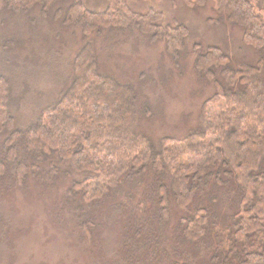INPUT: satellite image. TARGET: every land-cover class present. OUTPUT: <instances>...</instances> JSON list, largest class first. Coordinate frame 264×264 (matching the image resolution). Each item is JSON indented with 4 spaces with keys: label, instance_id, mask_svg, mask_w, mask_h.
<instances>
[{
    "label": "rangeland",
    "instance_id": "rangeland-1",
    "mask_svg": "<svg viewBox=\"0 0 264 264\" xmlns=\"http://www.w3.org/2000/svg\"><path fill=\"white\" fill-rule=\"evenodd\" d=\"M46 2L44 12L39 3L0 9V73L9 78V108L16 127L36 119L66 86L73 57L86 40L92 43L98 69L135 89L136 129L153 143L163 135L180 138L197 124L200 105L214 90L212 81L196 72L199 52L218 46L232 65L254 63L260 53L242 42V27L216 9V0H126L132 12L126 19L115 12L113 26L85 34L79 22H64L70 0ZM80 2L98 13L107 7V0ZM149 11L160 14L155 21L159 26L180 22L187 27L176 59L166 50L165 38L152 39L137 28L134 14L149 18ZM259 12L264 19V11ZM217 110L213 106L211 114ZM7 134L0 131L5 168L0 174V264H215L211 255L227 251L230 237L235 240V187L225 174L217 184L211 176L199 183L187 208H180L167 191L163 217L160 193L152 184L154 175L157 182L169 183L167 171L152 167L141 175L124 176L101 196L87 199L68 191L79 172L53 155L26 150L21 138L10 147ZM196 144L189 147L196 149ZM189 147L170 146L169 156L181 158ZM202 161L191 156L194 165ZM20 162L25 179L17 182L14 172ZM201 206L208 220L205 237L184 240L177 231L179 218L193 217Z\"/></svg>",
    "mask_w": 264,
    "mask_h": 264
},
{
    "label": "trees",
    "instance_id": "trees-1",
    "mask_svg": "<svg viewBox=\"0 0 264 264\" xmlns=\"http://www.w3.org/2000/svg\"><path fill=\"white\" fill-rule=\"evenodd\" d=\"M46 1L0 0V9H27L35 3L43 9ZM80 1L70 0L64 22H79L84 34L113 26L115 12L124 19L132 13L126 0H107V7L100 13L82 7ZM195 2L203 4L204 0ZM216 9L241 26L242 42L260 53L254 63L237 65H232L230 56L215 45L197 54L196 72L212 81L214 90L202 101L197 124L180 138L163 135L153 143L143 133L138 134L135 89L98 69L89 40L73 57L66 86L25 127L15 126L9 108V78L0 73V131L8 132L6 143L10 147L21 138L26 150L65 161L71 171L81 174L73 179L68 191L79 192L87 199L101 196L124 176L141 175L152 167L167 171L169 183L157 182L158 176L154 175L152 184L160 193L158 203L163 217L167 191L180 208H187L199 183L211 176L217 184L222 182L220 175H227L235 187L231 217L235 240L230 237L228 250L220 249L211 258L215 264H264V19L259 12L264 11V0H216ZM149 14V18L147 14H134L137 28L150 33L152 39L165 38L166 50L176 59L187 27L180 22L159 26L155 21L160 14ZM213 106L218 110L211 114ZM194 141L198 142L196 149L189 147ZM179 143L187 144L188 154L170 157V146ZM184 155L189 159L186 162ZM193 155L203 161L194 165ZM3 163L0 161V174L5 169ZM16 166L14 179L21 182L25 179L20 167L23 165L20 162ZM205 211L201 206L193 217L180 216L177 231L184 240L196 242L205 237Z\"/></svg>",
    "mask_w": 264,
    "mask_h": 264
}]
</instances>
